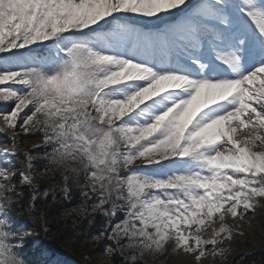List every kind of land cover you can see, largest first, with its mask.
Returning a JSON list of instances; mask_svg holds the SVG:
<instances>
[{"label":"snow or ice","instance_id":"1","mask_svg":"<svg viewBox=\"0 0 264 264\" xmlns=\"http://www.w3.org/2000/svg\"><path fill=\"white\" fill-rule=\"evenodd\" d=\"M0 135V264H227L264 206V0H0Z\"/></svg>","mask_w":264,"mask_h":264},{"label":"rangeland","instance_id":"2","mask_svg":"<svg viewBox=\"0 0 264 264\" xmlns=\"http://www.w3.org/2000/svg\"><path fill=\"white\" fill-rule=\"evenodd\" d=\"M32 142L35 143L36 141H28L27 147L30 149H32ZM250 217L255 218L257 224L253 225L250 230H242L245 235L235 239L234 243L231 245L235 251L228 258L227 264H264V262L259 261L255 256V252L264 247V206L259 207L254 215L249 213L247 219H250ZM97 247V245L92 246L90 250L96 251ZM102 254L103 253L95 254L92 257L86 255L85 259L92 263L96 262L95 264H110L107 257ZM160 258L162 259L163 264H190L189 258L185 257L182 253L172 254L170 250L168 253L160 256ZM69 259L74 260L71 257ZM204 261L206 264H224L223 261H214L211 257ZM79 264L83 263L79 261Z\"/></svg>","mask_w":264,"mask_h":264},{"label":"trees","instance_id":"3","mask_svg":"<svg viewBox=\"0 0 264 264\" xmlns=\"http://www.w3.org/2000/svg\"><path fill=\"white\" fill-rule=\"evenodd\" d=\"M10 109V106L7 107H3V110L7 111ZM8 142L6 137L3 135H0V144L6 143ZM28 146V142L24 145H22V148L24 150H32L30 148L27 147ZM38 151V150H37ZM21 159H23V156L21 155ZM41 166V162L38 160L37 161V167ZM79 203V196L77 195L72 201L71 203L68 205V207H75L76 204ZM25 223H27V221H25ZM104 224V218L97 216L96 221L93 225L89 226L87 221L85 220L83 223L80 224V228L82 231L86 232L88 236H92L94 234H97L99 231L102 230V226ZM70 235V233H65V236ZM84 239V237H79L77 242L69 244V245H58L57 246V250L59 252H61L62 254H67L69 255L71 258H73L75 261H80L83 264H95L96 262H90L89 260L85 259L86 255L89 256H93L95 254H99V253H103L104 251V246L105 244H107V241H101L99 244L96 243H82L80 241H82ZM97 245V249L96 251H91L90 248L92 246ZM255 256L256 258L261 261L264 262V247L261 250H257L255 252ZM248 257V256H247ZM108 259V258H107ZM109 260V259H108ZM147 260V264H163L162 263V259L159 257H156L155 259L151 258V257H146ZM110 264H120L121 262V257L117 256L114 257L112 261H110Z\"/></svg>","mask_w":264,"mask_h":264},{"label":"bare ground","instance_id":"4","mask_svg":"<svg viewBox=\"0 0 264 264\" xmlns=\"http://www.w3.org/2000/svg\"><path fill=\"white\" fill-rule=\"evenodd\" d=\"M32 143H34V142H32ZM255 224H257V221L255 220V218H251L250 217V219H247L246 221H243V222H240V230L242 231H246V230H250V228L253 226V225H255ZM42 235V234H41ZM70 262V261H69ZM74 262H76L75 260H74ZM78 262V261H77ZM69 264H73L72 262H70ZM203 264H206V262L205 261H203Z\"/></svg>","mask_w":264,"mask_h":264}]
</instances>
